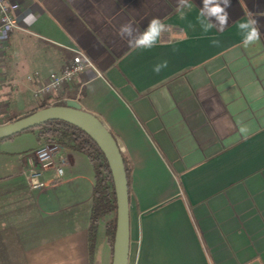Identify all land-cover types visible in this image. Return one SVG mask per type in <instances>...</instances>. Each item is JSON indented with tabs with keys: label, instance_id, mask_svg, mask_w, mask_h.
Masks as SVG:
<instances>
[{
	"label": "crops",
	"instance_id": "obj_1",
	"mask_svg": "<svg viewBox=\"0 0 264 264\" xmlns=\"http://www.w3.org/2000/svg\"><path fill=\"white\" fill-rule=\"evenodd\" d=\"M7 1L19 9L0 64L5 119L36 107L35 91L77 53L96 68L62 99L99 117L121 145L129 264H264V0H230L223 31L206 10L215 27L204 30V0ZM249 13L261 38L244 47L238 23ZM154 18L165 25L156 45L130 47ZM128 23L132 35L121 38ZM41 146L0 150V264H112L103 224L91 251V163L63 148L62 177L48 171V189L31 191L25 170Z\"/></svg>",
	"mask_w": 264,
	"mask_h": 264
},
{
	"label": "water",
	"instance_id": "obj_2",
	"mask_svg": "<svg viewBox=\"0 0 264 264\" xmlns=\"http://www.w3.org/2000/svg\"><path fill=\"white\" fill-rule=\"evenodd\" d=\"M67 106H51L0 126V141L12 138L52 121L73 125L90 136L108 161L117 197V225L112 264H129L130 251V193L128 175L121 145L105 123L93 113L83 110L75 102Z\"/></svg>",
	"mask_w": 264,
	"mask_h": 264
},
{
	"label": "trees",
	"instance_id": "obj_3",
	"mask_svg": "<svg viewBox=\"0 0 264 264\" xmlns=\"http://www.w3.org/2000/svg\"><path fill=\"white\" fill-rule=\"evenodd\" d=\"M51 106H67V103L63 99L57 101L39 100L36 107L32 110L28 111L21 117L11 118L7 123L15 122L16 120L29 116L40 109ZM28 131L35 134L39 145L56 143L62 148L80 153L88 158L94 169V191L89 228L91 251L94 250L97 242L98 228L103 224L106 228L108 240L114 252L117 225V197L112 172L101 149L84 131L62 121L48 122ZM14 137L9 139H13ZM125 166L129 183V168L126 161Z\"/></svg>",
	"mask_w": 264,
	"mask_h": 264
},
{
	"label": "built area",
	"instance_id": "obj_4",
	"mask_svg": "<svg viewBox=\"0 0 264 264\" xmlns=\"http://www.w3.org/2000/svg\"><path fill=\"white\" fill-rule=\"evenodd\" d=\"M18 6L10 4L7 0H0V35L6 33V38H0V64L4 58L7 43L11 35L18 29V23L15 19V13ZM95 70L93 62L82 52L77 53L69 63H67L60 73L51 74L43 85L35 91V97L38 100H61L64 90L74 82L78 75L85 70ZM99 75V74H98ZM40 73L35 72L27 76V81L33 82ZM100 76V75H99ZM0 74V98L1 87L4 85ZM7 106L2 105L0 100V126L5 125V114ZM63 148L56 143H46L32 152L28 158V168L25 170L28 187L31 191H45L48 184L42 178L44 173L54 170L58 178L62 177L64 167L69 164L67 157L60 156ZM60 156V163H57V157Z\"/></svg>",
	"mask_w": 264,
	"mask_h": 264
},
{
	"label": "clouds",
	"instance_id": "obj_5",
	"mask_svg": "<svg viewBox=\"0 0 264 264\" xmlns=\"http://www.w3.org/2000/svg\"><path fill=\"white\" fill-rule=\"evenodd\" d=\"M230 0H204V10L200 11V16L202 19L200 22L204 27L205 31H208L215 27L207 17H205V10L207 11L208 17H215L221 26V31L224 30L227 26L228 12L226 8L229 6ZM223 5V6H222ZM190 6V5H189ZM35 20L33 13L29 12L24 17V22L29 24ZM165 25L158 19H152L148 27L142 33H139L135 40L134 44L132 40H129L128 43L130 47L141 48V49H150L154 47L163 32ZM238 28L242 33V44L244 47L256 44L260 41L261 32L257 20L252 16L251 13L248 14L247 19L240 21L238 23ZM131 24L122 25L119 30V35L121 38H124V35L127 33L129 36L132 35ZM0 38H6V33L0 35ZM161 67H167V61H164L161 65L157 66L154 71L156 73L160 72Z\"/></svg>",
	"mask_w": 264,
	"mask_h": 264
},
{
	"label": "rangeland",
	"instance_id": "obj_6",
	"mask_svg": "<svg viewBox=\"0 0 264 264\" xmlns=\"http://www.w3.org/2000/svg\"><path fill=\"white\" fill-rule=\"evenodd\" d=\"M20 84L22 83H13V85L15 86H19ZM22 104L18 103V106L23 107L24 105ZM7 122L8 120L5 119V124H8ZM37 145L38 141L35 134L31 131H27L16 135L13 139H8L3 142H0V150L22 154L30 151L31 149H34Z\"/></svg>",
	"mask_w": 264,
	"mask_h": 264
}]
</instances>
